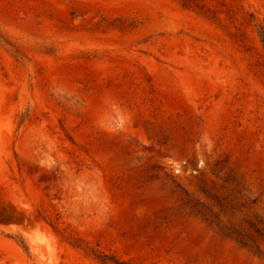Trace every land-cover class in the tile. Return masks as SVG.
I'll return each instance as SVG.
<instances>
[{"label": "rangeland", "instance_id": "374dc122", "mask_svg": "<svg viewBox=\"0 0 264 264\" xmlns=\"http://www.w3.org/2000/svg\"><path fill=\"white\" fill-rule=\"evenodd\" d=\"M264 0H0V264H264Z\"/></svg>", "mask_w": 264, "mask_h": 264}, {"label": "trees", "instance_id": "16d2710c", "mask_svg": "<svg viewBox=\"0 0 264 264\" xmlns=\"http://www.w3.org/2000/svg\"><path fill=\"white\" fill-rule=\"evenodd\" d=\"M262 41L264 43V34L261 35Z\"/></svg>", "mask_w": 264, "mask_h": 264}]
</instances>
